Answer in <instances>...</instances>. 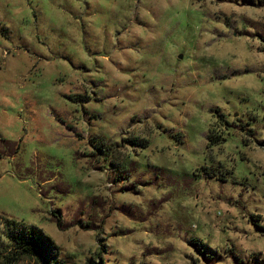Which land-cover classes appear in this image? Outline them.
I'll use <instances>...</instances> for the list:
<instances>
[{
  "label": "rangeland",
  "instance_id": "rangeland-1",
  "mask_svg": "<svg viewBox=\"0 0 264 264\" xmlns=\"http://www.w3.org/2000/svg\"><path fill=\"white\" fill-rule=\"evenodd\" d=\"M2 215L50 264H264V0H0V264Z\"/></svg>",
  "mask_w": 264,
  "mask_h": 264
},
{
  "label": "trees",
  "instance_id": "trees-1",
  "mask_svg": "<svg viewBox=\"0 0 264 264\" xmlns=\"http://www.w3.org/2000/svg\"><path fill=\"white\" fill-rule=\"evenodd\" d=\"M208 140L214 143L215 139L209 135ZM206 171V168H204ZM3 216V215H2ZM5 221L10 222L13 227L14 224L19 225L18 231L14 229L13 232H8V237L10 240V251L2 252L5 259L3 264H12L13 259L21 252L26 253L27 255H34L38 257H43L45 263L50 264L51 262V250L54 246L53 242L44 235V232L41 228L30 225L24 222L23 220L10 219V217L3 216ZM57 224L59 223L58 217H56ZM195 245L196 243L193 242ZM4 248L0 241V253ZM202 251L201 248H199ZM203 252V251H202Z\"/></svg>",
  "mask_w": 264,
  "mask_h": 264
}]
</instances>
